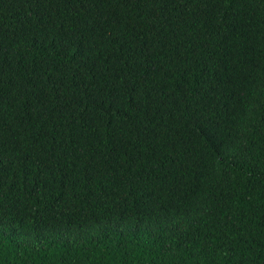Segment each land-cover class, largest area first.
Segmentation results:
<instances>
[{
  "label": "trees",
  "instance_id": "obj_1",
  "mask_svg": "<svg viewBox=\"0 0 264 264\" xmlns=\"http://www.w3.org/2000/svg\"><path fill=\"white\" fill-rule=\"evenodd\" d=\"M0 264H264V0H0Z\"/></svg>",
  "mask_w": 264,
  "mask_h": 264
}]
</instances>
